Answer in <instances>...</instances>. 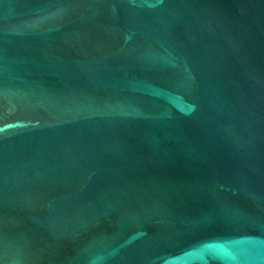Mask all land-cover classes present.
Listing matches in <instances>:
<instances>
[{
	"label": "water",
	"instance_id": "obj_1",
	"mask_svg": "<svg viewBox=\"0 0 264 264\" xmlns=\"http://www.w3.org/2000/svg\"><path fill=\"white\" fill-rule=\"evenodd\" d=\"M0 264H264V0H0Z\"/></svg>",
	"mask_w": 264,
	"mask_h": 264
}]
</instances>
